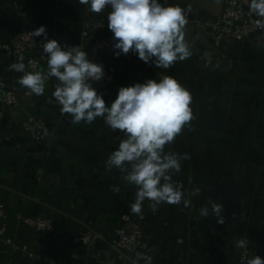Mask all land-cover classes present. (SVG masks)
I'll list each match as a JSON object with an SVG mask.
<instances>
[{
  "label": "crops",
  "instance_id": "obj_1",
  "mask_svg": "<svg viewBox=\"0 0 264 264\" xmlns=\"http://www.w3.org/2000/svg\"><path fill=\"white\" fill-rule=\"evenodd\" d=\"M224 2L160 0L187 12L185 41L193 52L189 59L169 69L139 57L126 65L122 58L115 61L118 67L124 65V72L111 84L114 95L104 98L107 105L119 88L162 75L176 78L193 96L194 130L185 128L171 145L172 151L189 153L191 159L182 162L173 179L186 194L197 187L200 193L188 196V207L162 204L156 213L145 201L143 219L130 212L135 187L121 179L119 170L105 167L122 133L113 132L101 118L73 125L70 114L48 102L56 78H50L43 96H36L18 84L22 73L9 70L17 57L0 55V78L20 87L23 101L22 107L6 108L2 120L0 204L7 214V236L36 255L0 240V264H49L44 258L64 264H131L138 251L153 255V264H239L238 240L264 247V31L233 41L216 54L211 27L205 23L222 12ZM110 11L90 12L79 0H0V42L45 26L48 39L81 47L93 40L84 38L85 24L108 21ZM39 38L44 40L43 35ZM21 55L26 63L30 54ZM29 116L45 123L49 135L20 132L19 123ZM209 197L224 205V224L212 214L200 216ZM21 215L48 217L54 230L28 229ZM118 228L139 229L142 246L133 252L116 250L110 243Z\"/></svg>",
  "mask_w": 264,
  "mask_h": 264
},
{
  "label": "clouds",
  "instance_id": "obj_2",
  "mask_svg": "<svg viewBox=\"0 0 264 264\" xmlns=\"http://www.w3.org/2000/svg\"><path fill=\"white\" fill-rule=\"evenodd\" d=\"M79 3L97 14L110 7L107 20L116 41V57L131 51L145 63L169 69L193 55L185 41L187 12L180 5L164 6L160 0H79ZM248 6L257 17L254 26L264 31V0H250ZM31 35L44 36L41 46L47 57V70L27 71L23 55L17 57L9 70L22 73L18 84L36 96H43L50 78H56L58 82L48 102L58 104L62 114H70L73 125L92 124L101 118L113 132L122 133L105 167L108 171L119 170L121 179L135 187L130 212L143 219L145 201L153 213L162 204L190 206L188 196L199 195L200 189L197 187L186 194L183 185L173 177L181 171L182 162L191 156L172 151L171 145L185 128L194 130L191 92L176 78L162 75L159 80L148 79L119 88L117 98L107 105L92 84L105 77L101 64L90 61L79 45H61L56 39H48L45 26L35 29ZM219 66L217 62L216 67ZM110 190L119 192L120 188ZM224 210L223 204L209 197L199 214L201 217L212 214L218 224H224ZM247 245L243 239L236 243L239 248ZM141 261L153 264V255L138 251L131 264H141ZM247 264H264V259L256 255Z\"/></svg>",
  "mask_w": 264,
  "mask_h": 264
},
{
  "label": "built area",
  "instance_id": "obj_3",
  "mask_svg": "<svg viewBox=\"0 0 264 264\" xmlns=\"http://www.w3.org/2000/svg\"><path fill=\"white\" fill-rule=\"evenodd\" d=\"M250 0H225L222 12L211 18L205 25L211 27V38L213 43V51L216 54L222 53L223 48L231 42H241L252 38L253 36L262 33L263 31L254 26V21L257 19L254 13L249 9ZM17 7L18 4L15 3ZM105 31L100 37H94L93 33L96 31ZM34 30H23L15 35L10 41L0 42V55H11L18 57L23 53H29L30 57L25 63L26 70L31 72L46 71L47 57L43 53L41 46L42 40L33 37L31 32ZM83 36L85 39L93 38L88 45L81 46V50H85L88 59L94 63L103 66L105 77L100 82L92 81V84L97 87L98 93L102 94L104 98H112L114 89L111 84L118 82L122 73L124 72V65L134 62L138 57L137 54L129 51L128 54H121L119 57L114 55L113 33L108 28V21H96L93 23H86L83 28ZM117 58L124 60L123 67H118L115 64ZM21 88L17 85L11 84L6 80L0 78V129L2 127V120L6 108L22 107L23 101L20 97ZM20 132L37 137L39 130H42L44 136L49 135V127L45 125L40 119L35 116H29L19 123ZM21 224L28 229L36 232H52L54 230V223L48 217H31L19 216ZM7 214L5 205L0 204V240L5 243L16 246L15 250H22L26 254L36 257L33 253H29L26 246H19L15 241L7 236ZM247 247L240 248L239 264H247V261L253 256H260L264 259V247L260 246L255 241L245 239ZM111 246L119 251H135L142 246V233L139 229L127 230L125 228H118L116 237L111 240ZM43 261L49 264H64L55 259L44 258Z\"/></svg>",
  "mask_w": 264,
  "mask_h": 264
},
{
  "label": "water",
  "instance_id": "obj_4",
  "mask_svg": "<svg viewBox=\"0 0 264 264\" xmlns=\"http://www.w3.org/2000/svg\"><path fill=\"white\" fill-rule=\"evenodd\" d=\"M26 90H28V89H26Z\"/></svg>",
  "mask_w": 264,
  "mask_h": 264
}]
</instances>
